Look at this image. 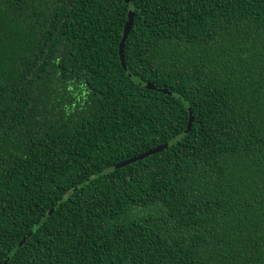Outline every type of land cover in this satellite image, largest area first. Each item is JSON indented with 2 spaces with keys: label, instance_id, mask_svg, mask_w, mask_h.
<instances>
[{
  "label": "trees",
  "instance_id": "obj_1",
  "mask_svg": "<svg viewBox=\"0 0 264 264\" xmlns=\"http://www.w3.org/2000/svg\"><path fill=\"white\" fill-rule=\"evenodd\" d=\"M0 264H264V0H0Z\"/></svg>",
  "mask_w": 264,
  "mask_h": 264
},
{
  "label": "water",
  "instance_id": "obj_2",
  "mask_svg": "<svg viewBox=\"0 0 264 264\" xmlns=\"http://www.w3.org/2000/svg\"><path fill=\"white\" fill-rule=\"evenodd\" d=\"M126 3L129 2V0H124ZM133 12L132 11H129L128 13V20L126 22V24L124 25V28H123V35H122V39H121V42H120V45H119V59H120V63L122 65V68L124 70H126V63H125V59H124V53H123V47H124V44H125V41L130 33V30H131V27H132V23H133ZM145 87L147 89H150V90H157V91H160L162 93H168L167 90L165 89H157L156 86L154 85H151V84H146ZM192 116L190 115V118H189V121H188V124H187V129H186V132L190 129L191 127V124H192ZM172 142L170 143H167L165 145H162V146H158L157 148L153 149L151 152H148V153H143L139 156H136L134 158H131L127 161H124L120 164L117 165V167H124L126 165H129L131 163H134L136 161H139L143 158H146L149 154H153V153H157V152H160L162 149L166 148L169 144H171ZM31 234V233H30ZM29 234V236H30ZM23 241V240H22Z\"/></svg>",
  "mask_w": 264,
  "mask_h": 264
}]
</instances>
